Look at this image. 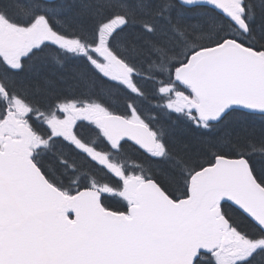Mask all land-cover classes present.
Returning <instances> with one entry per match:
<instances>
[{"label": "snow or ice", "instance_id": "snow-or-ice-1", "mask_svg": "<svg viewBox=\"0 0 264 264\" xmlns=\"http://www.w3.org/2000/svg\"><path fill=\"white\" fill-rule=\"evenodd\" d=\"M0 264H264V0H0Z\"/></svg>", "mask_w": 264, "mask_h": 264}]
</instances>
